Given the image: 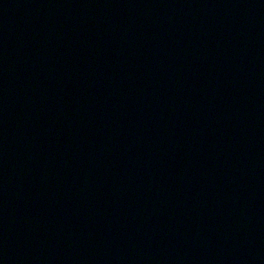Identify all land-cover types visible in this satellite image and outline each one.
Segmentation results:
<instances>
[{
  "label": "water",
  "instance_id": "1",
  "mask_svg": "<svg viewBox=\"0 0 264 264\" xmlns=\"http://www.w3.org/2000/svg\"><path fill=\"white\" fill-rule=\"evenodd\" d=\"M0 264H264V0H0Z\"/></svg>",
  "mask_w": 264,
  "mask_h": 264
}]
</instances>
